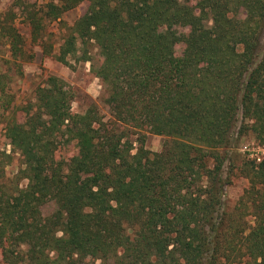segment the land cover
Instances as JSON below:
<instances>
[{
    "label": "trees",
    "instance_id": "16d2710c",
    "mask_svg": "<svg viewBox=\"0 0 264 264\" xmlns=\"http://www.w3.org/2000/svg\"><path fill=\"white\" fill-rule=\"evenodd\" d=\"M16 5L27 36L0 12V264H264V156L238 151L246 136L264 148V0ZM35 45L89 63L107 113L73 112L56 76L19 102ZM236 176L248 185L229 205Z\"/></svg>",
    "mask_w": 264,
    "mask_h": 264
},
{
    "label": "rangeland",
    "instance_id": "374dc122",
    "mask_svg": "<svg viewBox=\"0 0 264 264\" xmlns=\"http://www.w3.org/2000/svg\"><path fill=\"white\" fill-rule=\"evenodd\" d=\"M16 1L17 0H0V12L12 9L14 12L18 13V16L15 19V24L20 31L27 36L28 28L22 21L20 8L19 5H16ZM22 1L44 3L50 0ZM85 9V4H81L66 12L63 16V21L68 26H72L77 18L85 12ZM56 27V23H52L48 26L47 30L52 33H57ZM32 53L34 54V58L24 65L23 76L18 80L17 78H14V82L15 80L16 82L12 85L13 92L19 102L33 99L35 89L41 86L48 76H56L62 79L75 93V99L72 103L73 112H82L91 102H97L101 107V110L104 113H107V109L103 107L99 101L102 94L101 82L90 72L89 63L76 62L70 59L69 64L64 65L61 62H58L53 56L43 55L42 50L38 45L32 47ZM6 55L7 52H5L4 48L0 47V72L5 70V64L2 59L6 58ZM3 140L4 137L1 133L0 149L9 151L10 147L5 146ZM164 140L165 139L161 136L148 133L145 137V148L151 152H159L162 149ZM238 151L241 155H247L248 158L255 159L257 162H259L264 156V148L258 145L252 136H246L242 139ZM67 155H72L71 147H69ZM257 159H259V161ZM17 164V155H13L12 165L6 168V173H13L17 168ZM247 185V181L244 178L240 176L234 177L231 186L227 188V203L233 205ZM50 211H52L50 206H46V208L42 209V213L45 215L49 214ZM97 264H99V262Z\"/></svg>",
    "mask_w": 264,
    "mask_h": 264
},
{
    "label": "built area",
    "instance_id": "2783aa9c",
    "mask_svg": "<svg viewBox=\"0 0 264 264\" xmlns=\"http://www.w3.org/2000/svg\"><path fill=\"white\" fill-rule=\"evenodd\" d=\"M259 161V159H257Z\"/></svg>",
    "mask_w": 264,
    "mask_h": 264
}]
</instances>
